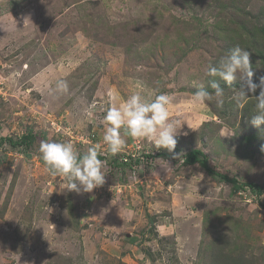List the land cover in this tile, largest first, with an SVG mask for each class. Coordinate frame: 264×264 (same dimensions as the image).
<instances>
[{
    "label": "rangeland",
    "instance_id": "rangeland-1",
    "mask_svg": "<svg viewBox=\"0 0 264 264\" xmlns=\"http://www.w3.org/2000/svg\"><path fill=\"white\" fill-rule=\"evenodd\" d=\"M217 1L0 0V264H212L218 244L264 264V194L184 164L198 149L218 172L264 187V151L243 139L256 132L244 109L192 101L233 44L231 15L245 17ZM245 4L248 19L264 10ZM250 61L264 77V64ZM60 79L67 94L55 91ZM219 83L230 97L233 87ZM137 84L151 99L167 93L170 117L185 123L173 152L130 137L115 156L103 145L109 93L123 100ZM29 131L32 148L1 143ZM42 141L80 152L101 143L105 184L67 190L46 172Z\"/></svg>",
    "mask_w": 264,
    "mask_h": 264
},
{
    "label": "clouds",
    "instance_id": "clouds-1",
    "mask_svg": "<svg viewBox=\"0 0 264 264\" xmlns=\"http://www.w3.org/2000/svg\"><path fill=\"white\" fill-rule=\"evenodd\" d=\"M250 56L251 52L240 45L221 55L215 65L208 66L207 75L212 79L207 85H196L192 96L193 103L202 105L205 102H214L217 107H223L227 98L238 109H244L251 100L254 101L251 124L257 128L264 125V77H260L259 83L253 82L254 71ZM221 80L230 86L239 80L242 86L239 89L232 88V95L227 97L225 88L219 83ZM136 89L137 91L123 100L118 94L109 93V106L103 117V145L108 153L115 156L124 150L126 137H130L133 140L145 139L156 150L167 149L173 152L178 142L176 137L185 123L170 117V96L161 93L151 99L143 94L141 84H137ZM258 89L259 95L250 98L249 93L255 94ZM55 91L67 94V80H58ZM261 151H264V145ZM39 153L48 175L62 178L69 191L78 194L91 193L105 184L107 161L100 158L103 154L101 143H95L85 152H80L71 141H42Z\"/></svg>",
    "mask_w": 264,
    "mask_h": 264
},
{
    "label": "trees",
    "instance_id": "trees-1",
    "mask_svg": "<svg viewBox=\"0 0 264 264\" xmlns=\"http://www.w3.org/2000/svg\"><path fill=\"white\" fill-rule=\"evenodd\" d=\"M253 1L264 2V0H231L229 2L224 0H218L216 3V7L217 6L219 7L221 13L230 9L233 10V12H235V14L239 16L241 13L244 12L245 17L242 18L241 20H236V18H234L233 15H231L230 17V23L235 22L238 29L236 28L231 29L232 32L234 33L233 37H231L233 44L228 48V51L230 52L233 49V47H235L236 45H240L241 47H244L251 52L250 58L251 57L256 58L257 60H259L264 64V10L261 11L259 15L248 19L251 16V13L245 12V10L243 9L246 5L245 2L248 4V3H252ZM243 3H244L243 5L244 7L242 6ZM252 79L253 82L259 83L260 77L257 74H254ZM222 82H224V86L227 88L233 87L239 89L242 86L241 81L237 83H233L231 86L228 85L227 82L225 81ZM253 95H259V89L255 94L249 93L250 98ZM227 105L229 108L226 107L225 114L229 112L236 113L239 111V109L235 106L234 103H229ZM253 110H254V101L250 100L249 104L242 111L243 117L246 118V121H249L250 123H251V118L254 115ZM243 139L249 145H256L258 153H263L261 151V147L262 145H264V125H262L260 128L256 127L255 133L244 136ZM1 143L9 144L12 148L25 146L26 149H29L35 145L36 138L33 132L29 131L26 134H24L19 140H13L11 138L9 139L3 138L1 140ZM254 153L255 152H252V155ZM130 162L129 160L127 162L122 161L120 165H123V167H128V166L132 167V164ZM42 163L44 164L43 161ZM184 164L190 166L199 165L205 171V173H207L211 178L218 179L221 182L228 183L232 185L233 189L235 190H243L245 188H249L253 193H255L258 196V198H260L264 194L263 186H260L255 183L241 184L237 179L218 172L212 165L209 164L208 156L201 150L195 149L189 152L184 158ZM227 248L230 247L228 246L223 247L220 246L219 244L217 245V247L215 248L212 264H246L244 256L234 257L232 253L228 252Z\"/></svg>",
    "mask_w": 264,
    "mask_h": 264
},
{
    "label": "built area",
    "instance_id": "built-area-1",
    "mask_svg": "<svg viewBox=\"0 0 264 264\" xmlns=\"http://www.w3.org/2000/svg\"><path fill=\"white\" fill-rule=\"evenodd\" d=\"M94 138V137H93ZM123 161L127 162L128 161V158H125Z\"/></svg>",
    "mask_w": 264,
    "mask_h": 264
}]
</instances>
